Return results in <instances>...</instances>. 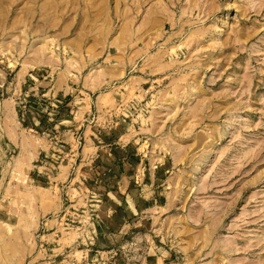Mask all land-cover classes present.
<instances>
[{
  "label": "rangeland",
  "instance_id": "rangeland-1",
  "mask_svg": "<svg viewBox=\"0 0 264 264\" xmlns=\"http://www.w3.org/2000/svg\"><path fill=\"white\" fill-rule=\"evenodd\" d=\"M0 264H264V0H0Z\"/></svg>",
  "mask_w": 264,
  "mask_h": 264
},
{
  "label": "crops",
  "instance_id": "crops-1",
  "mask_svg": "<svg viewBox=\"0 0 264 264\" xmlns=\"http://www.w3.org/2000/svg\"><path fill=\"white\" fill-rule=\"evenodd\" d=\"M125 178V177H124ZM126 179V178H125ZM123 185V189L121 190V193L124 192L125 190V196H122V200L123 202L126 204V207H128L129 210H132L131 209V206H130V203H129V199L128 198V195L129 193L131 192L130 188H128V185L127 184H122ZM133 208V207H132ZM115 210V209H113Z\"/></svg>",
  "mask_w": 264,
  "mask_h": 264
},
{
  "label": "bare ground",
  "instance_id": "bare-ground-1",
  "mask_svg": "<svg viewBox=\"0 0 264 264\" xmlns=\"http://www.w3.org/2000/svg\"><path fill=\"white\" fill-rule=\"evenodd\" d=\"M157 9V8H156ZM158 10V9H157ZM150 13V12H149ZM130 21V20H129ZM145 24H146V22H145ZM140 29V28H139Z\"/></svg>",
  "mask_w": 264,
  "mask_h": 264
}]
</instances>
